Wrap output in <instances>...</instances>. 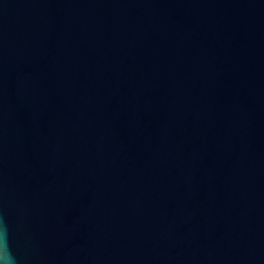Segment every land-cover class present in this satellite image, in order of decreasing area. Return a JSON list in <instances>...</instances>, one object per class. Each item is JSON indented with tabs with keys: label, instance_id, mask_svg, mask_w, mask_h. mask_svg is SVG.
I'll use <instances>...</instances> for the list:
<instances>
[{
	"label": "water",
	"instance_id": "water-1",
	"mask_svg": "<svg viewBox=\"0 0 264 264\" xmlns=\"http://www.w3.org/2000/svg\"><path fill=\"white\" fill-rule=\"evenodd\" d=\"M0 264H264V0H0Z\"/></svg>",
	"mask_w": 264,
	"mask_h": 264
}]
</instances>
